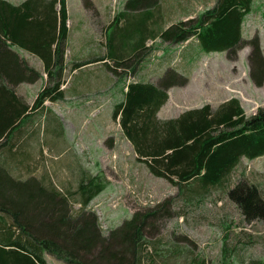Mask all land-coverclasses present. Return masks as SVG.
<instances>
[{
	"label": "trees",
	"instance_id": "1",
	"mask_svg": "<svg viewBox=\"0 0 264 264\" xmlns=\"http://www.w3.org/2000/svg\"><path fill=\"white\" fill-rule=\"evenodd\" d=\"M157 4L158 0H127L111 22L110 26L117 25V34L107 39V56L73 64L71 72L97 62L112 69L108 61L130 69L143 50L139 41L158 33L169 45L180 46L195 38L203 52L225 53L230 62L237 61L238 53L247 48L248 78L256 88L264 85L260 38L258 34L248 39L241 35L251 0H215L195 18L165 30L157 27L159 19L150 18ZM83 7L94 12L89 0H83ZM134 13L145 17L141 27ZM119 16L122 28H118ZM66 24L65 0H24L18 5L0 0V148H13L14 135L45 102L64 100ZM22 52L39 60L42 70L31 66ZM39 80L44 85L30 108L14 89ZM187 82L174 68L166 69L157 84L130 81L112 110V119L131 144L136 162L179 193L191 182L201 189L217 187L242 158L264 156V109L247 117L236 98L215 110L204 105L176 118L159 119L157 113L167 102L169 89L184 87ZM112 143L111 137L105 141L108 147ZM108 185L100 173L79 181L75 191L64 194L32 179H15L0 158V264H46L45 253L65 264H146L150 256L144 255L149 244L145 232L153 230L156 216H171L170 203L166 201L155 213L133 214L104 237L97 215L87 207ZM229 195L247 221L260 215L264 218V204L255 187L237 185ZM70 199L79 206L74 213ZM171 251L173 255L183 253ZM189 264L205 261L195 259Z\"/></svg>",
	"mask_w": 264,
	"mask_h": 264
},
{
	"label": "rangeland",
	"instance_id": "2",
	"mask_svg": "<svg viewBox=\"0 0 264 264\" xmlns=\"http://www.w3.org/2000/svg\"><path fill=\"white\" fill-rule=\"evenodd\" d=\"M120 2L114 0L113 9L123 10ZM214 3L215 0H192V7L201 13L200 6L210 8ZM101 8L103 15L104 3ZM69 10L73 22L70 30L72 53L69 68L64 72L68 85L65 98L55 103L45 102L42 109L34 112L14 135L11 140L13 148L10 151L7 149L9 145L0 148V158L10 175L15 179L35 180L66 194L75 191L79 181H88L101 173L109 185L90 202L87 210L97 215L104 237L133 214L155 213L160 210V205L169 201L171 216H156L153 230L145 232L144 238L149 244L144 255L150 256L146 264H189L195 259H203L205 264L264 263V218L260 215L247 221L229 195L237 185L252 186L264 204V156L254 160L242 158L222 184L214 188L201 189L197 183L191 182L179 193L165 180L150 175L143 164L136 162L117 121L112 119V110L122 100L125 83L138 80L157 84L164 67L156 68L153 74L136 75L108 61L112 69L105 64H89L71 73L73 64L106 57L108 49L107 44L104 45L103 33L100 35L93 26L96 20L81 18L71 1ZM154 12L158 16L157 11ZM247 20L259 31L264 53V9L257 1L245 18ZM80 21H85L86 27ZM163 26L162 19H159L157 27L160 30ZM116 27H109L108 38L117 34ZM84 31L95 39V49L83 40ZM244 36L250 38L246 33ZM247 50H241L235 62L228 61L225 53H205L195 42L168 51L166 55L173 59L171 67L181 74L184 70L182 63L191 58L199 62L200 57L202 61L191 64L194 68L191 69L189 87L171 89L163 116L176 118L187 110L204 105L215 110L223 97L238 99L247 117L264 109V85L256 88L248 78ZM151 52L149 49L143 55L148 58ZM154 56L153 61L158 58ZM30 65L37 68L34 61ZM44 80L19 85L14 89L15 93L31 108ZM74 90L76 97L68 100L67 95ZM109 137L113 140L112 147L105 144ZM71 201L73 199H70V206L74 213L79 206ZM172 249H180L183 253L173 255ZM45 260L46 264H65L46 253Z\"/></svg>",
	"mask_w": 264,
	"mask_h": 264
},
{
	"label": "crops",
	"instance_id": "3",
	"mask_svg": "<svg viewBox=\"0 0 264 264\" xmlns=\"http://www.w3.org/2000/svg\"><path fill=\"white\" fill-rule=\"evenodd\" d=\"M11 3L18 5L21 2H23L24 0H8ZM70 1L71 3H73L75 10L77 11V13L80 15L81 18H93L94 20H96V22H94V27L97 28V30L99 31L100 35L103 33V37H104V45L107 44L106 43V39H108L107 37V31L109 29V27H111V22L113 20L112 16H116L118 13L122 12V8L118 11L117 8L113 9V4H114V0H89L93 6H94V12H90L87 11L86 9H84L83 7V0H65L66 3V9H67V23H68V31H67V38H66V51H65V55H64V61L66 64V68H69V62H70V55L72 53V44L70 41V34H71V28L73 25L72 20L69 17V12H70ZM127 0H125L126 2ZM254 1H257L260 4V7L262 9H264V0H251V5H250V11L251 8L254 4ZM125 2L122 3V0L120 2V6L123 5ZM101 3L105 4V12L101 13ZM108 3L109 6H108ZM192 0H158V4L157 7L155 8V10H157L158 16L155 15L154 16V11L152 12V15L150 18H157V19H162L164 26L161 30H165L166 28H168L169 26L176 24L179 21H188L191 20L193 18H195L197 15H199L200 13H197L194 9V7H192ZM213 5L210 6V8ZM199 10H201V13L207 10L208 8H205L203 6H200L198 8ZM136 14V24L141 27L140 25L142 24V20L145 18L143 15L141 14ZM141 15V17H140ZM250 15V12L244 16L243 21H242V26H241V35L243 39H248V38H244V34L246 33V35H248V37H252L255 34H258L259 31L255 28H253V24L247 20L245 21V18ZM132 15L129 16V18ZM153 19V20H154ZM83 27H86V22L85 21H80L79 22ZM124 24V22L122 23V16H119V23H118V28H122V25ZM249 24V25H248ZM85 33V38L83 39L87 46H91L92 48L95 49L94 47V43H95V39L92 38L91 34H88L87 31H84ZM91 33V31L89 32ZM101 37V36H100ZM189 42H195L196 44L197 41L195 38H191L190 40H188L187 42H185L183 44V46ZM102 45V44H101ZM139 46L140 48H142L143 50H141L140 52H138V54L135 57V61L133 63H131L130 65V69L135 67V72L133 71L134 74H142V75H147V74H153L154 70L156 68H161L164 67L163 72L168 69V68H172V61L173 59H170L166 53L168 51H174L178 48V46L176 45H169L168 43H164L162 42L159 37H158V33L154 34L153 37L152 36H148L144 39H141L139 41ZM151 49L152 50V54H150L148 56V58H145L146 55H143V53L147 50ZM262 49V53H263V48ZM161 50V51H160ZM249 50H247L246 53V57L248 55ZM224 54V53H223ZM264 54V53H263ZM154 55L158 56L157 60L153 61V58L155 57ZM164 55V56H163ZM24 58L26 60L29 61V63H31V61H34L37 64V70L41 71L42 70V63L37 60L36 58L28 55V54H23ZM97 58V57H95ZM93 58V59H95ZM163 58V59H162ZM200 61H202V58H199ZM94 61V60H93ZM199 61V62H200ZM196 62V60L194 58H191L190 61H188L187 63H182V67H183V75L187 78L188 82L187 84L184 86L185 88L189 87L191 85L192 82V75H191V69L194 68V65H191L193 63H199ZM156 63V65H154ZM94 64H102V62H97ZM130 69H124L125 71H129ZM186 71V72H185ZM74 72V71H73ZM71 72V73H73ZM70 73V74H71ZM69 74V75H70ZM154 84V83H153ZM83 86V84H81ZM67 82L62 86V90L65 91L67 90ZM88 86V83H86V87ZM172 89V88H171ZM171 89H169L168 91V100L167 102L160 108V110L157 113V117L159 119H168L165 118L163 116V109L165 107V105L168 103L169 98H170V91ZM76 90L72 91V93L68 94V100H70L73 97H76L77 93L75 92ZM123 92H125V89H123ZM224 96V95H223ZM222 96V97H223ZM232 97H223V100L220 102V105L223 104L224 102H226L227 100L231 99ZM170 119V118H169ZM123 136V135H122ZM124 138V137H123ZM126 143L128 144V146H130V148L132 149L131 144L125 140ZM133 150V149H132Z\"/></svg>",
	"mask_w": 264,
	"mask_h": 264
},
{
	"label": "bare ground",
	"instance_id": "4",
	"mask_svg": "<svg viewBox=\"0 0 264 264\" xmlns=\"http://www.w3.org/2000/svg\"><path fill=\"white\" fill-rule=\"evenodd\" d=\"M66 26H68V23L66 24ZM183 46V45H182Z\"/></svg>",
	"mask_w": 264,
	"mask_h": 264
},
{
	"label": "built area",
	"instance_id": "5",
	"mask_svg": "<svg viewBox=\"0 0 264 264\" xmlns=\"http://www.w3.org/2000/svg\"><path fill=\"white\" fill-rule=\"evenodd\" d=\"M175 62H177V61H175ZM175 62H174V64H175Z\"/></svg>",
	"mask_w": 264,
	"mask_h": 264
}]
</instances>
